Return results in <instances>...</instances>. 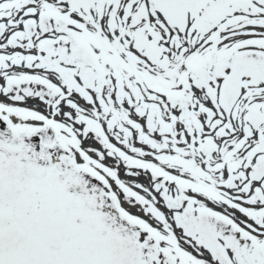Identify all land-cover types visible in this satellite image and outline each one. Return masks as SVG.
Segmentation results:
<instances>
[{
	"label": "snow or ice",
	"instance_id": "1",
	"mask_svg": "<svg viewBox=\"0 0 264 264\" xmlns=\"http://www.w3.org/2000/svg\"><path fill=\"white\" fill-rule=\"evenodd\" d=\"M0 122V264H264V0H0Z\"/></svg>",
	"mask_w": 264,
	"mask_h": 264
},
{
	"label": "bare ground",
	"instance_id": "2",
	"mask_svg": "<svg viewBox=\"0 0 264 264\" xmlns=\"http://www.w3.org/2000/svg\"><path fill=\"white\" fill-rule=\"evenodd\" d=\"M24 106L29 107V108H39V109L43 110V105H42L38 100H29L28 103H27L26 105H24ZM113 143H115V141H113ZM138 146H139V145H138ZM93 147H100V146H99L98 144H93ZM104 163H105L106 165H110V164L113 163V161H112V160H108V159H106V160L104 161ZM119 174H120V178L123 179V180H125L126 182H129L130 186H131V183H132L134 180L137 179V178H134V177H129V176H127V175L125 174V171H124L123 166H121V168H120V173H119ZM138 182L141 183V184H143V185H145V186H147V187H151L150 182H149V180H148V177H146V176H143V175L140 176V177L138 178ZM114 188H115V185H114ZM133 190L139 192V193L142 194V195L144 194L143 192H141L140 189L134 188ZM121 201H122V203H123V194H122V193H121ZM123 206H124L128 211H130L131 213H134V214H140V213H139V206H138V205L135 206V207H133V206L127 204V203H124ZM209 206H210V207H214V205H211V204H210ZM217 210H218V211H222L221 209H217ZM236 215H237V217H239V219H243V217L240 216L239 213H236ZM145 218H147V217H145ZM188 250H189L190 252H193V250H192L191 248H188ZM193 254L195 255L196 253L193 252ZM204 258H205V259L208 258L206 254H205V257H204Z\"/></svg>",
	"mask_w": 264,
	"mask_h": 264
},
{
	"label": "rangeland",
	"instance_id": "3",
	"mask_svg": "<svg viewBox=\"0 0 264 264\" xmlns=\"http://www.w3.org/2000/svg\"><path fill=\"white\" fill-rule=\"evenodd\" d=\"M3 127H4L3 123H2V122H0V128H3Z\"/></svg>",
	"mask_w": 264,
	"mask_h": 264
}]
</instances>
